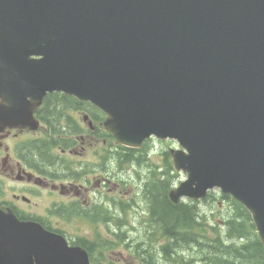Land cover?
Returning <instances> with one entry per match:
<instances>
[{
	"label": "water",
	"instance_id": "water-1",
	"mask_svg": "<svg viewBox=\"0 0 264 264\" xmlns=\"http://www.w3.org/2000/svg\"><path fill=\"white\" fill-rule=\"evenodd\" d=\"M53 92L102 111L122 146L175 140L170 201L218 188L264 248V0H0V124L36 129ZM0 242V264H89L1 211Z\"/></svg>",
	"mask_w": 264,
	"mask_h": 264
},
{
	"label": "flooded vegetation",
	"instance_id": "flooded-vegetation-1",
	"mask_svg": "<svg viewBox=\"0 0 264 264\" xmlns=\"http://www.w3.org/2000/svg\"><path fill=\"white\" fill-rule=\"evenodd\" d=\"M44 105L34 110V116L43 110ZM67 114L72 117L60 121L64 127L60 134L50 124L55 121L53 119L37 120L36 130L0 124V210L21 222H37L44 229L61 235L68 246H79L89 253L94 243L92 236L77 238L78 235L64 233L54 226L72 217L109 219L108 212L99 205L89 208L78 202L82 196L77 180L85 174L84 164L77 169V162L68 158L82 154L86 150V142L94 145L100 142L101 149L95 153L99 155V168L103 170L109 158L114 159L116 155L125 161L122 154L128 152L108 146L110 137L102 127V119L92 117L91 121L86 120V130L83 127L77 130L72 126L77 122V110H69ZM51 140L57 142L53 149L42 152L34 149L36 144L49 146ZM92 172L95 171L89 173ZM2 245L6 248L5 242H0V247Z\"/></svg>",
	"mask_w": 264,
	"mask_h": 264
},
{
	"label": "rangeland",
	"instance_id": "rangeland-1",
	"mask_svg": "<svg viewBox=\"0 0 264 264\" xmlns=\"http://www.w3.org/2000/svg\"><path fill=\"white\" fill-rule=\"evenodd\" d=\"M77 121L81 127L87 129L82 115L77 114ZM33 133L34 137L38 135L36 131ZM108 143L111 148L117 147L111 138L108 139ZM85 148L86 150H83L82 154H77V157L68 158L77 162V168L84 164L83 170L85 174L88 173L77 180L82 196L78 202L81 206L89 208L99 205L108 212L109 219L105 221L97 219L92 222L82 217L77 219L72 217L55 223L54 226L59 227L64 233L78 235L77 238L92 236L94 240L91 251L92 264H141L135 248L137 244L145 242L144 239L147 240L145 235L149 230L145 221L147 214L146 203L143 200L144 183L151 177L152 171H155L156 177H161V174L165 173L164 176L171 184V188L185 180V174L174 171L169 156L168 158L165 156L170 149L177 148L176 142L151 138L142 147L147 154L143 158L138 154V163L116 162L115 158L111 160L109 158L106 167L103 165L105 171L99 168V155L95 153L101 149L100 142L96 145L86 142ZM107 158L108 156L103 157ZM92 170L95 172L89 173ZM212 192L217 194L218 190ZM199 207L207 213L209 222L225 217L230 208L227 202L219 201H201ZM148 242L156 244L158 249L159 245L163 244L157 233ZM154 258L156 259L153 264H174L164 261L158 252L154 253Z\"/></svg>",
	"mask_w": 264,
	"mask_h": 264
},
{
	"label": "trees",
	"instance_id": "trees-1",
	"mask_svg": "<svg viewBox=\"0 0 264 264\" xmlns=\"http://www.w3.org/2000/svg\"><path fill=\"white\" fill-rule=\"evenodd\" d=\"M44 103L43 110H39L36 116L39 120H55L50 124L59 134L64 128L60 121L70 118L67 114L69 110L89 112L90 117L103 118L88 104L64 95H50ZM72 126L78 128L75 123ZM50 142L49 146L36 144L34 149L39 152L53 149L57 142ZM127 151V154H122L126 162L139 160L132 154L134 150ZM164 175L156 177V173L152 172L144 184L143 193L147 204V222L163 240L158 250L164 261L174 264H264V249L250 215L239 203L229 196L209 193L205 201L227 202L230 207L225 217L209 222L207 213L200 209L197 202L171 203L167 194L171 184ZM135 249L142 264L154 263L153 246L141 248L138 244Z\"/></svg>",
	"mask_w": 264,
	"mask_h": 264
}]
</instances>
